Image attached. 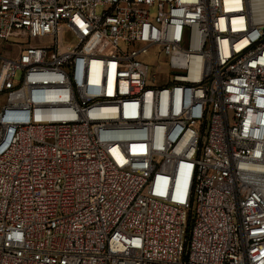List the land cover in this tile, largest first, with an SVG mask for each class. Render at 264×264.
Segmentation results:
<instances>
[{
    "label": "built area",
    "instance_id": "built-area-1",
    "mask_svg": "<svg viewBox=\"0 0 264 264\" xmlns=\"http://www.w3.org/2000/svg\"><path fill=\"white\" fill-rule=\"evenodd\" d=\"M0 264H264V0H0Z\"/></svg>",
    "mask_w": 264,
    "mask_h": 264
},
{
    "label": "rangeland",
    "instance_id": "rangeland-1",
    "mask_svg": "<svg viewBox=\"0 0 264 264\" xmlns=\"http://www.w3.org/2000/svg\"><path fill=\"white\" fill-rule=\"evenodd\" d=\"M96 11H97L98 13L102 12V7H101V6H98L97 9H96ZM146 59H147V61H148L149 63H153V62L155 61V59H156V56L151 52V53L146 57Z\"/></svg>",
    "mask_w": 264,
    "mask_h": 264
},
{
    "label": "clouds",
    "instance_id": "clouds-1",
    "mask_svg": "<svg viewBox=\"0 0 264 264\" xmlns=\"http://www.w3.org/2000/svg\"><path fill=\"white\" fill-rule=\"evenodd\" d=\"M179 177H180V176L177 177V182H179Z\"/></svg>",
    "mask_w": 264,
    "mask_h": 264
}]
</instances>
